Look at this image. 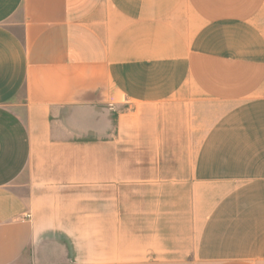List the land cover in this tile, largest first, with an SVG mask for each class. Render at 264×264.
<instances>
[{
	"label": "crops",
	"instance_id": "0c3cea01",
	"mask_svg": "<svg viewBox=\"0 0 264 264\" xmlns=\"http://www.w3.org/2000/svg\"><path fill=\"white\" fill-rule=\"evenodd\" d=\"M0 264H264V0H0Z\"/></svg>",
	"mask_w": 264,
	"mask_h": 264
},
{
	"label": "rangeland",
	"instance_id": "374dc122",
	"mask_svg": "<svg viewBox=\"0 0 264 264\" xmlns=\"http://www.w3.org/2000/svg\"><path fill=\"white\" fill-rule=\"evenodd\" d=\"M118 133H119V131H118ZM74 136H77V135L75 134Z\"/></svg>",
	"mask_w": 264,
	"mask_h": 264
},
{
	"label": "built area",
	"instance_id": "2783aa9c",
	"mask_svg": "<svg viewBox=\"0 0 264 264\" xmlns=\"http://www.w3.org/2000/svg\"><path fill=\"white\" fill-rule=\"evenodd\" d=\"M29 218V217H28Z\"/></svg>",
	"mask_w": 264,
	"mask_h": 264
}]
</instances>
